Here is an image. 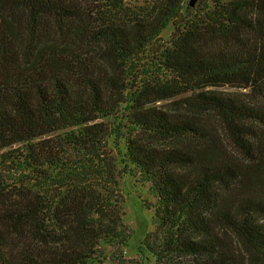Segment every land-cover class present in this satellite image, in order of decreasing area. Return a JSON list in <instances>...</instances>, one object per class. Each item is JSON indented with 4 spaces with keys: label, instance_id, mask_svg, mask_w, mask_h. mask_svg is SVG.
<instances>
[{
    "label": "trees",
    "instance_id": "trees-1",
    "mask_svg": "<svg viewBox=\"0 0 264 264\" xmlns=\"http://www.w3.org/2000/svg\"><path fill=\"white\" fill-rule=\"evenodd\" d=\"M183 9L0 0V264H143L119 138L157 199L155 264H264V0Z\"/></svg>",
    "mask_w": 264,
    "mask_h": 264
},
{
    "label": "rangeland",
    "instance_id": "rangeland-1",
    "mask_svg": "<svg viewBox=\"0 0 264 264\" xmlns=\"http://www.w3.org/2000/svg\"><path fill=\"white\" fill-rule=\"evenodd\" d=\"M200 1L201 0H184L183 13L195 12ZM173 32V25H170L163 32L161 35L162 45H167L170 42ZM221 90L226 91L228 89ZM228 91L234 90L229 89ZM162 103L160 104L167 105L168 102ZM124 115L126 114L124 113ZM105 122L103 120V123ZM111 148L113 155L118 161V169L120 171V190L124 201L123 219L132 234L127 247L124 249L123 256L125 260L142 261L143 264H155L156 259L147 251L144 242L149 235L156 232L154 206L157 199L150 191V184L144 183L140 175L134 171L133 168L127 167V164L125 163V141L121 138L117 140L113 139L111 141ZM6 152L7 151L0 153V158H2L1 156Z\"/></svg>",
    "mask_w": 264,
    "mask_h": 264
},
{
    "label": "water",
    "instance_id": "water-1",
    "mask_svg": "<svg viewBox=\"0 0 264 264\" xmlns=\"http://www.w3.org/2000/svg\"><path fill=\"white\" fill-rule=\"evenodd\" d=\"M193 5V4H192Z\"/></svg>",
    "mask_w": 264,
    "mask_h": 264
}]
</instances>
